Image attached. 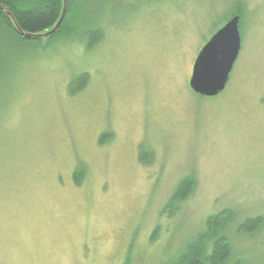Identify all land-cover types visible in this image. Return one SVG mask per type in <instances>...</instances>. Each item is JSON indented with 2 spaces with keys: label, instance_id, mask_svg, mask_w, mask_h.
I'll return each instance as SVG.
<instances>
[{
  "label": "rangeland",
  "instance_id": "rangeland-1",
  "mask_svg": "<svg viewBox=\"0 0 264 264\" xmlns=\"http://www.w3.org/2000/svg\"><path fill=\"white\" fill-rule=\"evenodd\" d=\"M67 16L69 42L0 33V264H175L225 209L231 264H264V224L238 231L264 217V0H81ZM236 16L231 80L198 97L195 60Z\"/></svg>",
  "mask_w": 264,
  "mask_h": 264
},
{
  "label": "trees",
  "instance_id": "trees-1",
  "mask_svg": "<svg viewBox=\"0 0 264 264\" xmlns=\"http://www.w3.org/2000/svg\"><path fill=\"white\" fill-rule=\"evenodd\" d=\"M80 1L81 0H67V13L61 26L46 39L35 40L22 37L14 28L11 20L6 16L5 11L0 8V33L10 34L23 42L28 40L36 42L47 40V46H50L55 36L63 31V41L69 42L73 40L71 38L72 35H74V31L72 24H70L71 18L67 16V14L69 9L75 14ZM63 4L64 0H0V5L12 13L22 31L32 35L44 34L51 31L61 17ZM84 36L88 38L89 48L96 46L102 40V33L100 30L96 33L88 31ZM88 80L87 74H83L74 80L70 85L73 90L71 93L83 90L87 86ZM145 155L146 153L143 152L140 155V161L142 163H146ZM80 171L81 170H77L74 173V181L76 184H80L81 182ZM195 187L196 180L193 176L181 180L163 212L168 213L169 216L176 214L180 204L192 195ZM173 208H175V213L171 211ZM233 218L234 212L230 209H225L218 215L210 217L207 221V231L196 238V241L189 244L182 255L178 257L175 264H231L233 251L223 231L230 221H233ZM263 224L264 217H250L240 224L238 231L240 233L253 235L259 231Z\"/></svg>",
  "mask_w": 264,
  "mask_h": 264
},
{
  "label": "water",
  "instance_id": "water-1",
  "mask_svg": "<svg viewBox=\"0 0 264 264\" xmlns=\"http://www.w3.org/2000/svg\"><path fill=\"white\" fill-rule=\"evenodd\" d=\"M0 8L5 11L6 16L22 37L34 40L46 39L61 26L66 16L67 0H64L61 17L54 28L37 35L24 33L12 13L1 5ZM240 26V17L232 18L198 54L189 80V89L194 95L201 98H214L226 90L242 50Z\"/></svg>",
  "mask_w": 264,
  "mask_h": 264
}]
</instances>
